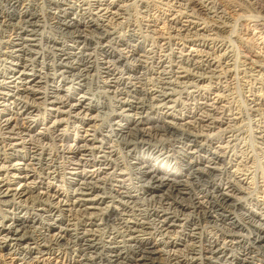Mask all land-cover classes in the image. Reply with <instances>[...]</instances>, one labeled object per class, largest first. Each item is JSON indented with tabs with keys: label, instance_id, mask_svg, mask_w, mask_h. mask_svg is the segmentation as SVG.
Segmentation results:
<instances>
[{
	"label": "bare ground",
	"instance_id": "bare-ground-1",
	"mask_svg": "<svg viewBox=\"0 0 264 264\" xmlns=\"http://www.w3.org/2000/svg\"><path fill=\"white\" fill-rule=\"evenodd\" d=\"M185 1L197 16L205 14L206 7L198 0ZM113 6L123 7L113 0H0V252L16 256L17 264H28V259L49 264L63 252L76 264H157L154 253L160 251L165 264H257L256 260L264 264V202L239 183L240 160L232 163L225 150L229 138L235 137L224 104L214 105V98L204 94L209 87L198 84L213 66L215 57L208 50L226 60L232 57L230 49L222 40H214L208 49L207 42L196 44L205 39L198 38L205 27L198 28L200 24L188 16H182L186 25L178 14L166 19L168 29L180 38L193 33L196 39L190 43L199 46L188 54L179 51L177 62L192 71L202 70L197 76H182L197 77L195 81L166 80L185 83L176 97L182 100L175 99V90L167 91L160 76L154 77L157 84L163 83L160 89L147 87L152 68V73L169 78L176 71L160 69L163 60L149 45L147 33L133 25L120 32L104 24L103 17ZM220 24L207 28L219 36L228 26ZM149 27L145 31L150 32ZM252 28L243 34L252 37L257 33ZM256 30L264 43V24ZM241 39L240 44L249 48L247 39ZM97 54L109 64L99 63ZM253 55L260 64L242 59L247 65L240 69L242 75L264 76L263 49ZM118 67L127 74V83L122 73L115 75ZM119 84L130 85L117 91ZM217 87L210 94L221 102ZM108 92L115 98L107 126L120 144L125 158L121 164L95 124L99 109L106 106L94 101L100 94L109 97ZM249 92L248 106L258 113L264 107L263 92ZM132 93L141 98H124ZM69 128L73 137L66 132ZM257 128V138H264V129ZM45 139L62 145V150L48 151ZM186 174L191 180L183 179ZM199 194L206 197L204 203ZM217 221L228 224L217 227L218 236L206 230L210 224L216 227ZM240 248L242 256L235 253Z\"/></svg>",
	"mask_w": 264,
	"mask_h": 264
},
{
	"label": "rangeland",
	"instance_id": "rangeland-1",
	"mask_svg": "<svg viewBox=\"0 0 264 264\" xmlns=\"http://www.w3.org/2000/svg\"><path fill=\"white\" fill-rule=\"evenodd\" d=\"M113 1H116V3L118 5H120V6L122 5L123 7H122V9L117 8L116 6L110 7L109 8V12L110 13L107 12L110 16L106 13L107 15H105L103 17L104 24L106 23V24H108L111 27H115V29H118L120 32H122L121 30H125L127 25H133L136 29L142 30L143 31L142 32L143 35H145L144 33H147V35H145V38L148 40L149 45H151V47H153L154 53L158 52V54H156L157 57L160 56L161 59L164 62V63L162 62V67L160 69L163 68V69L167 70V72H169L171 69H173V71L176 70L175 72H173L174 76L169 78V76H167L168 74L167 75L166 74H164V75L163 74L162 75H156L157 73H152V72H154V71H152V70H154L152 68L151 72H149L147 74V75L150 76V77L148 76V78H147L149 80L146 79V83L148 84L147 87L152 85L151 89H154V90L155 89L156 90L160 89L159 86L162 85L166 80L167 81H169V80L173 81V79H174L176 81L177 80L178 81H184V80L188 79L190 81V80L194 79L193 81H195V78H197V77H193V78L191 77L192 78L191 79V78H183L182 76H185V77H186V75H188L189 77L190 76H197L198 71H200L202 73L201 69H196V70L192 71V70H190L191 68L186 67L184 64H179L177 62V59L175 58V56L177 54H180V52H182L183 54H188V53L191 52L189 49H191L192 47L195 48L197 46L194 45L195 46L194 47L192 45V43H190L191 40H195L196 39V36H194L193 33L190 34L191 36L189 35L187 37H181L180 38V36L178 34H176L177 31H173V30L168 29L166 27V26H168V20L170 18H172L174 16V14H176L175 16H177V14H178V17L181 18L180 23L183 24V25H186L187 21H185L186 17H182V16H188L186 18L187 20H190V19H191V21L195 20L194 22H197L198 24H200V25L197 26L198 28L205 27L203 29V31L200 30L204 36L203 35L202 36H198V38H205V39L196 41V44H197V42L198 43L207 42L205 44H207V49H208L209 46L213 45L214 40H216V41H218V40L221 41L222 40L228 46V48L230 49V53L229 54L233 57V59H232V57H230L229 59L227 58L228 60L227 59L226 60L222 59V57H219V55L221 53L215 51L214 49H212V50L209 49L208 50V51H211L210 57L211 58L215 57L213 59V61L211 60L212 63H213V66H211V68H210L211 71L210 70L209 71L206 70V72L204 73L203 76H206V78H205L206 80H204V82L203 81L202 82H198V84L199 85H205V87H209L208 91L204 90V94L206 96L210 95L211 98H214L213 100H211V101H213L214 105H223L224 104L223 106H224V108L226 110V114H227L226 116L229 117V119L232 120V122H229V124L231 125V123H232L231 128L232 129L234 128L232 130L233 133H234L233 138L235 137L234 139H232L231 137L229 138V140H231V142L229 143V147L226 148L225 150H227L226 152H228L229 155H231V158H233L232 159L233 162L231 161L232 163H234L235 160L237 162H239L238 160H240L239 168H241L240 169L241 173L237 174V178L239 179V183L242 184L243 186H247L248 185L247 187L252 192L251 193L252 196L255 199H258L259 201H263L264 202V183H263L264 181H262V180H264V177H263L264 176V174H263L264 173V138H262V139L257 138L258 134L256 133V131L258 130L257 126L260 127L259 129H261V130L264 129V112H263L264 111V109H263L264 107L263 108L260 107V109L262 111L260 110L258 112L259 113L258 114L257 112L252 113L250 108H249V106H248V103H249L248 99H251V95H250L249 90H252V91L260 90L259 93L261 94L263 92L261 95L264 98V85H262V84H264L263 83L264 82L263 81L264 80V76H261L259 74L256 76L254 73L250 72V74L251 73L253 74L252 75L253 79L251 77H248L247 74L245 73V75L247 77L246 78L245 76H243L244 73L241 72V70H240V69H242V67L243 68L246 67L247 65L245 66V64L247 62H249V61H251V63H254L255 65H259L260 64V62L258 63L255 60L253 54H255V53L257 54L259 52V50H262V49L264 51V46L262 45L264 43H262V42L260 43V40H258V37H259L258 36V34H259L258 32L259 31L256 30L258 28V24H264V22H263L264 21V0H209V1L208 0L207 1L206 0H198L199 2L204 4V6L206 7L204 9L205 14H203L201 16H197L196 14H194V11L192 10V8L189 5H187L185 0H174V1L172 0L173 1V2L171 1L172 3L171 2L168 3L170 5L166 4V1H164V0H154L155 2L153 0H148V1L147 0H121V1L120 0H113ZM146 2H148V3H146ZM102 7H104V5ZM214 8H215V10H214ZM180 9L183 12H181ZM146 10H148V11H146ZM220 10H221V12H220ZM111 15H113V16L111 17ZM217 15H219V17ZM214 16H215V18H214ZM107 18L108 19L112 18V19H110L111 21H108ZM162 19H165V20L168 19V20H166L164 25H163ZM154 21H156V23ZM209 21H211V22H209ZM223 21L226 24H224ZM214 22H216L218 25L220 23H222L224 26L228 25L225 28V32L222 33L219 36H216L215 34H213V32L210 31L207 28V26H209L210 23H214ZM120 24H121V26H120ZM222 24H220V25H222ZM253 24H254L255 27L253 26ZM138 25H140V26L138 27ZM148 25L150 26L149 29L150 28L152 29L150 32L149 31H145L146 26H148ZM116 26H118V27H116ZM251 28L253 29V31H255L257 33L255 35H253L252 34L253 32H251L252 37L251 36H247V35L245 36L243 34L244 30L247 29L248 31H251L250 30ZM154 29H155V31H154ZM148 34H150V35H148ZM151 35H153V36L151 37ZM168 35L171 36V37H169ZM254 37L255 38L257 37V38L255 39ZM211 38H212L213 41H211ZM239 38L247 39L248 43L250 44L249 46L251 48L250 47L246 48V47L242 46L240 44ZM252 38H254L256 42ZM5 39H6V37H5ZM242 39H241V41H244ZM150 40L151 41L154 40V41L151 42ZM251 40L254 43L251 42ZM166 42H168V43H166ZM257 42H258V44H257ZM67 43H69L70 45H73V44H71V42L67 41ZM166 44H170V45H166ZM160 45H162V47ZM166 48H168V49H166ZM197 48H199V46ZM255 49H256V51H255ZM154 53H153V55H154ZM195 53H196V51H192V55H194ZM197 55L198 54H195L192 57H195L197 60H200L199 58L196 57ZM96 57H97V60H99V63H103V65H108L109 64V62H106L107 58H104L103 56H101L99 54H97ZM216 59H218L217 62H216ZM242 59L246 60V63H244V65L241 62ZM147 60L149 61V59H147ZM225 61H227V64H228L227 66H224V65H226ZM231 61H233V62L231 63ZM147 63H149V62H147ZM219 63H220V65H219ZM233 65H235V66H233ZM225 67H227V68L225 69ZM231 67H233V68L231 69ZM2 68H3V65L0 64V71H2ZM110 68H113V65L111 66V64H110ZM236 68L239 69V70H237ZM121 69H122V67H118L116 69V71H115V72H118V74H115V75L120 77L121 73H122V76L124 75L123 76V81L125 83H127L129 81V80L125 79V76H127V74H124L123 71H121ZM186 70H187V72H186ZM233 70L235 71V73L233 72ZM237 72H238V74H236ZM90 73H93V71H90ZM242 73H243V75H242ZM228 74H229V76H228ZM170 75H172V73H170ZM198 75H199V73H198ZM209 75H211V76L207 77ZM224 75H225V77H224ZM233 75H234L235 79H234ZM156 76H160V80H161V78H163V80L160 81V82H163V83L159 82L157 84V81L155 79ZM92 78L94 79V76H92ZM150 78H152V79H150ZM207 78H209V79H207ZM258 79H260V80H258ZM151 80H152V83H151ZM217 80H218L219 83L217 82ZM91 81L97 85V82L95 80H91ZM167 81L165 82V84H163V86L165 88L167 87L166 90L169 91V92L175 90L174 91L175 94H173V98L182 100V97L181 98L180 97L176 98V97H178V93L181 91V89L184 88L185 83H183V85H182V83H172V84L170 83L169 84ZM249 83H250V85H249ZM99 84L102 85V82H99ZM208 84H210V85H208ZM128 85H130V84H128ZM128 85L125 86L124 84H119L118 88H117V91L121 90V89L124 90L125 88L128 89L129 88ZM214 86L215 87L218 86L217 88L220 87L219 88L220 89V97H222L221 98L222 99L221 102H220V98L217 99V97L216 98L213 97V94H210V92L212 90L215 91ZM111 87L112 86H109L110 90L114 88V87H112V88ZM96 88H95V90H96ZM190 88H193V87H190ZM212 88H214V89H212ZM105 89H108V87L106 86ZM95 90H94V92H95ZM113 93L112 92H108V94L110 95L109 97H107L106 94H100L101 96L99 95V98L95 99L94 103L96 104V106H98L97 105L98 101H99L100 105H103V106L105 105L106 106V108L103 107V109H101V108L99 109V112L96 115L97 120L95 122V124L96 125L98 124L99 126L98 125L97 126L95 125V126L98 127L97 129H99V130L102 129V133L105 134V137L107 138V144L109 145L108 146L106 144V146H108V149L110 148V149H112V150H114L116 152L115 155L112 156V157L113 158L115 157L116 161L119 164H121L122 161L125 158L123 157L124 158L123 159L121 157L122 154H121V152L119 150L120 149V144L119 143L117 144L115 142V140H114L115 138L110 136L111 133L108 130V126H107V124H108L107 123L108 122L107 121L108 120L107 113L110 112V109H113L112 105H114L115 96H114ZM132 95L131 96L130 95H126L125 96V94H119L118 97H124L125 96L124 98L137 99L136 96H138L139 98H141L140 95H134L133 93H132ZM183 95H185V94L182 93V96ZM179 96H180V94H179ZM179 105L181 106V104H179ZM100 110H102V111H100ZM105 111H107V112H105ZM169 111H171L172 114H174V115H176V113H178L177 110H174V111L173 110H169ZM102 112H105V113H102ZM248 112H249V114H248ZM93 113L95 114L96 110H94ZM161 113L163 115L164 111L161 112ZM254 115H256V116H254ZM99 117H100V119H99ZM40 118L42 119V117H40ZM101 118H102V120H101ZM249 119H250V121H249ZM260 121H262V122H260ZM90 124H92V122ZM234 124H235V126H234ZM225 125H226V123H224L222 127H224ZM95 126H94V128L96 129ZM237 127L241 131H239ZM236 128H237L238 131L236 130ZM253 129H255V130H253ZM62 131H63V129H62ZM64 131H65V129H64ZM66 132L69 133V134L71 133L70 136L73 137V132L70 131V128H69V130L67 129ZM96 137H98V138L100 137L99 133L96 134ZM157 138H158L157 140H163V136L160 137V136L157 135ZM43 142L47 143L46 147H47L48 151L52 150L53 152L58 153V152H60L62 150V149L60 150V148H63L62 145H60V144H58L56 142H51L50 140H46L45 139ZM217 143H219V142H217ZM219 145H225V142H220ZM44 146H45V144H44ZM243 150H244V152H243ZM241 170H243V171H241ZM125 171L128 172V169L126 168ZM187 175L188 174H186V176H184L183 179L191 180V178L189 176H187ZM128 177H130V180H132V181L134 180L135 181V179H133L134 177L132 175H128ZM244 182H246V183H244ZM194 187H196V186L194 185ZM254 187H256V188H254ZM254 190H255V192H254ZM237 195H239V194H237ZM201 196H202V194H199V197H201ZM205 199H206V197H204V198L201 197L199 200H201L204 203ZM216 223H217V226L215 225L216 227H214V225L210 224V225H208L206 227V230H207V232L208 231H211L212 233L216 232V235L218 236V235H220V231H219L218 228H222L221 227L222 225L223 226H228V224L221 223L220 221H217ZM219 224H221V225H219ZM210 226H212V227H210ZM243 233H244V231H243ZM157 238H158V236H154L155 242H157V240H158ZM220 238H222V237L220 236ZM158 249H160V250L164 249L165 250V247L163 245H159ZM241 250H242V248L235 249V253L237 255H239V256H242L240 254ZM0 253H1L0 254V264H17V262L19 261L18 259H16V256H14L13 254H6V251H2ZM250 255H254V254L252 253ZM154 257H156V260L158 261L157 264H165L166 262H168V261H166L165 254H162L161 251L158 252V253L157 252L154 253ZM66 259H67L66 255L63 252L58 257L51 258L49 260V264H76L75 262L74 263L73 262H69ZM255 262L257 264H262V261H260V260H256ZM27 263L28 264H35V259H31V260L28 259ZM39 264H42V263L39 262Z\"/></svg>",
	"mask_w": 264,
	"mask_h": 264
}]
</instances>
